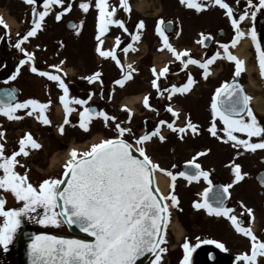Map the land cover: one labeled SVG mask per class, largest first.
<instances>
[{"label": "snow or ice", "instance_id": "1", "mask_svg": "<svg viewBox=\"0 0 264 264\" xmlns=\"http://www.w3.org/2000/svg\"><path fill=\"white\" fill-rule=\"evenodd\" d=\"M29 5H35L36 0H25ZM189 8L201 11L209 7V3L218 5L225 10V15L230 19L234 36L228 43H221L223 50L215 52L210 58L205 60L194 59L189 55L188 50L177 51L169 42L162 27L164 21L161 19L156 24V32L161 39V50L167 49L176 60L187 68L189 64L198 65L203 70L205 78L210 74V65L218 58H226L234 63L233 80L225 82L219 88L212 98V116L213 123L209 131L213 136L217 135L215 120L218 117L223 123V132L227 140L233 142L234 147H243L245 151L255 152L257 149H264V126H262L250 106L252 96L247 94L243 86L236 78L240 77L245 71V61L238 58L230 51V47H236L246 36L251 38L257 54V60L260 67V76L264 79V48L257 38L255 27L245 32L241 28V22L251 16L255 19L256 14L264 9V0H246V10L242 11L238 18L234 16L233 8L226 0H180ZM239 0H237V3ZM64 0H43V9L38 11L32 8L33 20L32 27L27 31L22 39L18 40L15 47L21 52L25 50L21 47L23 41L29 37L35 36L42 27L44 18L49 14L53 5H63ZM95 9L98 10L97 18V52L100 56L111 58L117 65L121 66L122 74L120 79L114 83L121 87L127 80L132 78V73L136 71L131 64L124 66L116 54V49L121 44L119 36L115 38V45L111 49H103L100 45L104 43L101 37L108 31L109 25H116L129 32L123 19L115 18L117 8L125 13L131 12L129 0H119L118 5L110 4L109 0H95ZM79 7L87 12L90 4L81 2ZM71 9L69 4L63 8V12ZM62 13H57L55 18L60 20ZM0 25L5 29L8 25L0 18ZM145 21L139 20L136 23V32L130 33L131 40L138 42L141 39L142 30L145 28ZM208 37L203 36L199 43L203 44ZM135 51L133 43L127 44L123 51ZM26 60L19 61V65L8 79H15L20 71V65L34 60V54L25 52ZM187 57V59H185ZM33 73H39L51 81H56L58 87L62 89L63 94L59 97L63 105L65 117L64 123H69L68 114L74 109L70 104L87 105L88 100L69 98V88L59 75L47 71H40L37 67H31ZM154 79L151 85L157 91V95H163L165 92L168 98L179 93L184 94L190 91L195 83L192 75L189 74L186 83L177 87L172 85L170 89H161L158 80L165 77L169 72L167 65L156 69H151ZM100 73L96 72L86 79L89 82L100 79ZM7 96L12 100L15 94L12 91L7 92ZM111 99V97H109ZM51 101L42 103L36 99H28L23 102L13 103L11 101L0 100V114L8 119H21L16 115L19 109H31L27 114L38 112L37 119L44 124H50L51 121L45 114V110ZM143 107L151 109L149 96L145 95L142 100ZM122 110L128 113V121L132 119V109L126 105ZM167 111L173 116L178 113L169 105ZM247 116V119L241 115ZM79 127L85 131L89 130V125L93 117L103 118L105 125L109 121H116V116L109 115L106 111L97 110L92 107H84L79 113ZM167 123V127L180 133L190 129L193 133L197 132V126L189 120L185 127L176 129L173 123L164 120L159 121L160 125ZM59 130L63 133V125H59ZM115 130L118 133L113 138L102 139L98 143H93L87 151L78 153L72 149L69 153V159L63 165L62 177H49L42 180L38 186H34L28 180L27 171L24 174L16 172L14 169L20 161L16 157L20 154L29 155L26 150L30 145L32 149H39L41 145L31 136L25 134L19 140V150L14 151L10 156L4 154V144L0 143V169L3 175H0V189L11 191L17 201L22 202L21 207L5 209L6 201L0 198V217L3 218L0 223V247L4 251L13 241L17 230L20 229L23 218L35 220V222L45 225L60 227L62 225L75 226L81 232L87 234L91 239L65 237L62 235L39 233L31 234L28 244L29 264H137V260L146 253H150L154 258L151 264H161L162 254L167 251L164 246L167 244V227L170 223L171 207H178V197L175 195V181L177 176L186 178L189 182L198 180L201 177L208 182L209 187L201 193L203 200L196 201L193 207L196 209H205L209 214L227 217L231 221L235 230L248 237L251 241V249L248 253L238 254L237 261L243 264H256L258 256H264V241H260L253 234L250 228L243 227L239 218L231 213V208L225 207L224 201L230 196L229 189L233 184L241 181L247 173L241 171L240 164L232 165L234 179L230 184L220 185L215 192L214 197L209 193L213 192L212 182L209 179V173L202 170L201 166L195 163V158L188 161L194 171H181L173 173L159 164L154 163L146 154L144 144L153 136H159L163 141L165 137L160 135V128L157 126L154 131L145 133L135 139V149L127 139L125 134L131 132L130 128L123 127L121 123L115 124ZM234 133L245 134L247 138H241ZM4 136L0 131V138ZM253 137L260 138L257 142H252ZM133 149L139 153V157L133 154ZM204 153H198L202 155ZM239 155V153H238ZM23 166V165H21ZM159 171L170 178V191L167 195L160 192L159 187L155 186V173ZM264 183V181H262ZM42 209V214L37 212ZM248 215L252 216V209H246ZM36 213V216L32 214ZM38 217V218H37ZM25 235H28L27 233ZM199 239V238H197ZM203 243L216 244L218 248L226 250L223 243L214 240H205ZM184 257L181 264H190V254L193 246L185 239L183 245Z\"/></svg>", "mask_w": 264, "mask_h": 264}, {"label": "flooded vegetation", "instance_id": "2", "mask_svg": "<svg viewBox=\"0 0 264 264\" xmlns=\"http://www.w3.org/2000/svg\"><path fill=\"white\" fill-rule=\"evenodd\" d=\"M169 1L171 2L170 16L172 17L173 11L176 10L182 16V18L180 19V23L177 22V24L174 23L172 18L166 20L173 23V31L170 34H167L168 42L172 46L173 43L183 38L188 42V44H185L183 46L184 50L189 51L191 47L200 48L202 50V54H204L206 51L211 53L209 56L210 58L215 54V52H222L223 50L220 48V44L230 42L231 38L234 36L235 33L232 29L230 19L225 15V10L221 9L218 5L209 3L208 8L201 11H196L194 8H189L185 4H182L180 0ZM81 2H88L90 4L89 10L87 12H84L79 7V4ZM203 2L207 3L209 2V0H203ZM226 2L233 8L234 16L236 18L239 17L242 11L246 10V0H239L238 3L237 0H226ZM174 3L176 5L175 9L173 8ZM69 4L71 5V9L65 13L77 18L75 20H77L78 23L77 24L74 19L67 21L66 27L69 22H71L73 25V28L70 31H74L75 28H84L88 22L89 17L93 13L98 16V10L95 9L92 0H72L68 3L64 2L63 5H53L51 10L49 11V14L44 18L43 22H45L46 18L55 19L56 14L58 12L62 13L63 8L67 7ZM33 7H35L38 11L44 10L43 0H36L35 5L27 4L25 0H0V18H2L3 21L8 25L7 29L0 25V100L11 101L13 103L23 102L28 99H36L42 103L51 101V103L48 105V108L45 110V114L47 115L51 123L44 124L40 120H38V112H33V114L28 115L27 113L31 111V109L17 110L16 115L20 116L21 119L10 120L6 116L0 114V131H3L4 133V136L0 138V143L4 144L5 156H10L14 151L19 150V140L24 137L25 134H31V136L41 145L39 149H32L30 145L27 146L26 150L29 152V155H18L16 159L20 161V164L16 165L14 169L20 174H24L27 171L29 182L34 186H38L39 183L46 178H60V174L57 175V173L54 172L56 168H51L52 165L64 164L69 159V153L72 149L78 150L80 148V150L82 151H87L92 145L94 134L96 132L102 133L107 129L103 118L100 117H93L89 125V130L85 131L81 129L79 127V113L83 110L84 107H92L94 109L103 110L109 113L110 108L112 107L110 105L109 94L110 87H112L113 84L110 85L108 81V75L111 68H109V66L107 67V58L100 56L96 50L98 45L97 39L94 41L95 45L92 47V53L93 51L94 53H96V55L93 53V57L94 59H96L95 70L82 68V66L75 64L76 70L74 75H72V72L70 71V68L68 66L69 63L66 58L60 57L61 55H58L56 50H49L46 46H40V43L42 41L40 35L41 32L44 31L41 30V28L37 31L35 36L29 37L26 41H23L21 47L25 50L24 52H21L20 49H17L15 47L17 41L22 39V37L26 35L27 31L32 27L31 25L33 20ZM4 12L6 15L8 14V12H16L17 15L22 17V29L16 32L15 35H13L12 33L10 23L6 21V15L4 14ZM118 12L119 11L117 9L116 15H118ZM257 14L259 16L261 15V17H264L262 9L258 11ZM220 18H223L226 21L227 27L223 30H216V36H213L211 33H203V36L210 38V45L208 47H205L204 43H199L202 35L199 36L198 33L201 31V28L205 23H209L210 21H219ZM247 23L248 22L246 19L241 22L242 30H244L242 25H247ZM179 24L182 26V30L178 29L177 26ZM262 26L263 25L261 18L258 28L255 29L257 30V38L260 43L262 37ZM126 27L128 28L127 25ZM42 28H44L43 24ZM244 31L246 32V30ZM97 32L98 31H96V35ZM128 34L130 36L129 32ZM52 35H54V33H52ZM34 42L38 43L32 45V43ZM204 42L206 44V42L208 41L205 40ZM122 43L123 42H121V44ZM233 49L234 48L230 47L231 52ZM25 52L33 53L34 60L28 61L24 65H20V71L15 79H8V77L12 74L13 71H15L16 67L19 65V61L22 59H27L25 56ZM99 57H101L100 62H98L97 59ZM80 58L81 53L78 52V61L80 60ZM199 60L203 61L204 57ZM173 62L174 61H172L168 65L169 71L170 69H174ZM33 64L40 71H47L55 75H59L61 79H63L64 82L68 85L70 99L76 98L88 100V97L91 95V99L88 100L87 105H78L75 103L70 104V107H72L74 110L70 114H68L69 123H64L65 112L63 105L59 100V97L63 94L62 89L58 87V83L56 81H51L47 77L41 76L38 72L33 73L31 71V67L33 66ZM179 64L181 63L179 62ZM115 65L116 66H114V72L118 74L122 72L121 66L117 64ZM183 68L185 69V72L189 68L192 69L193 72H202V69L198 65L189 64L187 68H185L184 66L182 67V69ZM96 72H99L101 74L100 79L89 82L86 77H89ZM186 74L188 77V75L192 74V72H186ZM236 79L238 80V82H241L240 79ZM159 80L160 81H158V84L161 87V80L165 81V79L164 77H162ZM232 80L233 78H231L227 82L230 83ZM179 81V79L173 80L172 84L179 83ZM150 87H152V85H150ZM9 91L14 92V100L7 96V92ZM142 93H144V91ZM185 94L186 93H177L173 95L171 99L167 98L169 99V101L167 102L164 110L162 108L160 109V116L164 121L173 123L176 129L185 127V125L190 120L192 124H195L197 126L198 130L196 133H193L190 129H186L184 133H180L179 131L168 128L167 123L160 126V129L162 128V126L168 129L166 134V141L168 142V160L170 161V166L167 170L173 173H178L181 171H194V169L190 165H188L187 162L195 158V163L199 164L202 170L209 173V179L212 182L213 188H215L216 186L232 183V181L229 183L227 182L228 177L232 178V180L234 179L232 170L229 171L227 177V168L223 167L224 163L220 159L215 157L208 159L207 155L210 154L209 149L200 148L198 147L197 142H193L191 140L197 137L201 138V135L203 133V124L198 122V119L195 118V115L191 110L184 112L182 115V111L178 109L177 100L178 98L185 96ZM165 98L166 97L162 98V100H165ZM149 103L152 105V108H144L145 110H148L152 113L159 108V106H157L156 104L153 105L151 103V95L149 96ZM169 105L178 113L177 116H173L171 112L167 111ZM180 116H184L183 124H179L181 122V120H179ZM59 125H63V133H61V131L59 130ZM161 132L162 131L160 130V134H162ZM187 138L191 139L188 140ZM187 144H189L187 146V149L190 148L192 151V154L190 156L184 155V152L186 151H184V147H186ZM198 153L204 154L197 155ZM56 155H58V158L56 157ZM261 163L264 164V159H261ZM221 170L222 172H220ZM261 172H264V170L260 171L259 173ZM0 175H3L2 169H0ZM165 177L167 180V188L169 193V191L171 190V181L167 175H165ZM238 183L233 184L231 188H233ZM208 187L209 184L203 179V177L191 182L181 176H177L176 178L175 195L178 197L179 205L178 207L170 206L171 218L170 223L167 227V244L164 246L171 252L169 253V255H172L173 257L178 256V258L175 259V262L177 264H181V261L184 257V250L182 245L185 239H187L190 245L193 246V251L190 254V264H220V250L222 249L218 248L216 244L203 243L202 241L214 240L222 243V240L220 238L221 234L224 233V235L227 236V231H224L223 229L221 231L220 229V226L222 224H224L225 227L228 228V231H230L228 232V234L232 243H235L237 241H240V243H242L243 240L244 242H249L248 248L244 251H240L238 254L250 252V239L244 236L242 233L237 232L235 230V227L233 226L231 221L227 219V217L209 214L205 209H196L193 207L194 202L203 200L201 193H203L204 189ZM6 192L8 198L10 196H14L11 191ZM229 192L230 196L228 198L226 207L233 210L231 214L239 218V221L241 222L243 227L250 228L253 234L256 235L260 241H264V227L262 229L260 228L259 231L254 230L253 212L252 216L250 217L246 211L247 208L239 207L240 211H238L237 214H234L236 210L231 203L232 193L230 189ZM259 194L264 195L263 188L260 189ZM37 212L42 214V209H37ZM32 215L36 216L37 214L33 213ZM20 228L21 230H44L46 229V226L41 225L35 222V220L29 219L28 217H24ZM180 232L183 234H180V236L178 237ZM169 255L162 254L163 259L161 261V264H166L167 261L168 264H170ZM236 256L237 255L231 258L224 259L228 261L225 264H243L242 261H237L235 259ZM260 258L264 264V256H258L257 261ZM149 264H151V261Z\"/></svg>", "mask_w": 264, "mask_h": 264}, {"label": "rangeland", "instance_id": "3", "mask_svg": "<svg viewBox=\"0 0 264 264\" xmlns=\"http://www.w3.org/2000/svg\"><path fill=\"white\" fill-rule=\"evenodd\" d=\"M72 0H64V2L68 3ZM95 3V0H92ZM110 4L118 5L119 0H109ZM131 4V12L125 13L118 9V15L115 16L117 19H123L128 26L129 32H136L135 25L139 22V20L145 21V28L142 30L141 39L138 42H132L134 44L135 51L129 50L127 53L123 52L124 46L128 43L129 37L123 32V29L114 25V27L109 28L108 32H106L102 40L104 43L100 45L103 49H111L115 45V38L117 36L123 40L122 44L116 49V54L118 58L122 61L126 66L131 64L133 68L136 69L134 73H132L131 81L124 84L123 87H119L113 81L118 78H121L122 72L115 73L113 65L116 63L112 59L108 60V65L110 69V73L108 75V81L110 85L113 84V88L110 87V92L113 97L110 99L111 108L109 111V115L116 116V121H109L107 125V129L104 132H96L93 136V143H98L102 139L113 138L118 135L115 130V124L121 123L123 127H127L131 129V132L125 134V139L127 141L133 143L135 146V139L145 133H150L155 130L157 126L160 128L159 121L163 120L160 116V109H165L167 102L169 101L168 94L165 92L163 95H157V91L150 87L151 81L153 79V74L151 71L152 67L155 66L157 70L164 67L165 65H169L173 60L174 69H170L168 75L164 77L165 81H162L161 89H170L172 85L181 86L187 81L186 72H192V77L195 80V83L192 85L190 91H188L185 96L178 98V109L182 111V115L184 112L191 110L195 118L198 119V122L203 124V133L200 137L188 140H192L193 142H197L198 147L207 148L210 151V154L207 155V158H218L220 159L224 165L226 170V176L228 177L229 171L232 170L233 164H240L241 171L243 173H247L244 178L233 188H230L232 193L231 203L234 206L237 214L240 211L239 207L250 208L252 209L254 215V230L259 231V229L264 227V195L259 194L260 186L256 181V175L264 170V164L261 163V159H264V149H257L255 152L245 151L243 147H234L232 141H228L226 134L223 132V123L217 117L215 120L217 127V135L213 136L209 131L213 121L212 116V98L216 92V89L219 88L222 84L229 81L234 76V63L228 61L226 58H218L215 63L210 65V74L207 78L203 75V70L201 73L193 72L192 69H188L185 72V69L182 64H179L180 61L176 60V58L169 53V51L165 48L161 50V39L156 32V24L158 21L163 19L164 23L167 19L172 18L174 23H180V19L182 16L178 13V11H173L172 17L170 16L171 12V2L169 0H129ZM140 4L142 7V11H135L132 9L133 5ZM14 7V6H13ZM173 8H176L174 3ZM264 15V9H262ZM5 14V12H4ZM6 15V14H5ZM97 18L98 16L94 13L89 17L87 24L84 28H75L74 31H70L66 27L67 21L71 19H77L69 14H66L62 11V15L60 20L48 19L46 18L45 22H42L44 28L41 27L40 38L41 43L40 46H46L49 50H56L60 57L66 58L68 61V66L72 75L75 74V64L82 66V68H86L89 70H95L96 62L94 59V54L92 53V47L95 45L96 40V31L97 29ZM261 15L256 14V18L253 19L251 16L246 18L247 25H242L244 30L249 31L252 27L255 29L259 26V21H261ZM6 21L10 23L11 30L13 35L16 32L22 29V17L16 14V12H8L6 15ZM77 23V20H75ZM163 23V24H164ZM78 24V23H77ZM179 30H182V26L179 24ZM227 27L226 21L222 18L219 21L209 23H205L201 31L198 33L199 36L203 33H211L213 36H216V30H223ZM84 31V32H82ZM257 31V30H256ZM54 33V35H52ZM131 37V35H130ZM38 42L32 43V45L37 44ZM56 44V46H55ZM188 44L186 39H179L175 43H173V47L177 51H184L183 46ZM241 49L244 55H240L238 50ZM140 50V51H139ZM78 52L81 53V58L78 61L77 55ZM232 52L240 59L245 61V71L241 74L238 79H240L241 83H245L249 75H252L254 78L262 79L260 76V67L257 60V54L255 50V46L251 41V38L246 36L243 38L239 44L234 47ZM98 54V53H97ZM211 53L205 52L202 54V50L200 48L191 47L189 50V55L194 59H202L204 60L209 58ZM239 54V55H238ZM98 62L101 61V57L97 58ZM150 72V73H149ZM136 73V74H135ZM162 78V77H161ZM179 79V83L172 84L173 80ZM264 80V79H262ZM160 81V80H158ZM131 82V83H130ZM130 83V84H129ZM129 86V87H128ZM128 87V88H127ZM143 92L149 93L151 95V103L153 105L159 106V108L154 112H149L145 110L143 107V97L144 93H134V92ZM149 95V96H150ZM165 98V100L162 98ZM185 97V98H184ZM138 98L139 100H137ZM129 102L132 104L130 105ZM173 103V102H172ZM176 103V102H175ZM128 106L133 111L132 119L129 122L127 117L128 113L123 111L122 106ZM137 110V111H135ZM135 111V112H134ZM163 112V111H162ZM256 115L258 122L264 126V116L257 114L253 110ZM184 116H180L179 120L181 122L179 124H183ZM247 119V116H244ZM162 134L165 137L163 141L159 139V136H153L149 141L144 144L146 149V154L152 159L154 163L159 164L161 168L168 169L170 166V161L168 160V142L166 141L167 128L162 126L160 129ZM235 135L241 138H247L245 134L242 133H234ZM252 142H257L260 138L253 137L251 138ZM196 144V145H197ZM184 147V155L190 156L192 154L191 149H187V146ZM188 151V152H187ZM239 153V155H238ZM63 165L64 164H54L52 165V169L56 168L54 172L58 174L63 173ZM222 172V170L220 171ZM156 174L165 175L159 171ZM227 182L233 181L232 178L228 177ZM168 194V188L166 189L165 195ZM7 192L0 189V198H3L6 203L4 205L5 209L17 208L21 207L22 203L17 201L14 196H10L8 198ZM9 201V203H8ZM10 204V205H9ZM3 218L0 217V223H2ZM47 230L56 231V232H65V226L62 225L60 227L46 226ZM220 229L227 231V236L224 233L221 234L220 238L222 240L223 245L226 250H220L221 258L220 264H225L228 261L224 260L226 258H231L235 255H238L240 251H244L248 248L249 242L240 243L237 241L232 243L230 241V236L228 234V228L225 227L224 224L220 226ZM21 228L17 230V233L8 246V250L4 251L2 247H0V264H16V260L14 258V248L16 245V238L20 232ZM183 233H181L182 235ZM179 237V235H178ZM171 253L168 249L164 255H169ZM218 253V252H217ZM207 254V253H206ZM178 256L173 257L169 255L170 264H177L175 259ZM261 258L256 261V264H263ZM168 264V261L166 262Z\"/></svg>", "mask_w": 264, "mask_h": 264}, {"label": "water", "instance_id": "4", "mask_svg": "<svg viewBox=\"0 0 264 264\" xmlns=\"http://www.w3.org/2000/svg\"><path fill=\"white\" fill-rule=\"evenodd\" d=\"M262 25L263 26H262L261 46H262V48H264V17L262 19ZM31 26H33V25H31ZM162 27L164 28V30H165V32L167 34H170L173 31V23L171 21H168V22L164 23ZM67 28L70 29V30L73 28V25H72L71 22L68 23ZM206 40L208 42H206V44L204 42V46L205 47H208L210 45L209 44L210 38L208 37V39H206ZM242 86L244 88V85H242ZM241 115L244 116L243 113H241ZM134 149H133V154L136 155L137 157H139V153L136 152ZM62 178L65 179V180L67 179V177H62ZM256 181L264 189V183H262V181H264V172H261V173H259L257 175ZM155 186H156V178H155ZM218 189H219V186H216L215 188H213V192L209 193V195L214 197L215 192ZM228 198L224 201L225 207H226V205L228 203ZM263 206H264V203H263ZM65 227L67 229L68 234L56 233V232H48V231H41V230H23L19 234L18 239H17V242H16V245H15L14 254H15V258H16V264H29L27 244H28V240H29L31 234H34V233L35 234L48 233V234L62 235V236H65V237H76V238L91 239V237H88L87 234L81 232L75 226H71L70 227V226H68V225L65 224ZM26 233L28 235H25ZM152 257L153 256L150 253H146L143 257L138 258L137 264H147L148 261Z\"/></svg>", "mask_w": 264, "mask_h": 264}, {"label": "bare ground", "instance_id": "5", "mask_svg": "<svg viewBox=\"0 0 264 264\" xmlns=\"http://www.w3.org/2000/svg\"><path fill=\"white\" fill-rule=\"evenodd\" d=\"M135 8L138 11H142V7L140 4H136ZM238 53L240 55H244L241 49L238 50ZM244 87L246 93L253 97V99L250 101V106L252 107V109L257 114L264 116V80L259 78H254L252 75H249L246 82L244 83ZM136 99L139 100L138 98ZM129 104L131 105L132 103L129 102ZM56 157L58 158V155H56ZM155 178H156V186L159 187L160 192L165 195L167 189L166 177L159 174H155ZM180 234L181 232L179 233V236Z\"/></svg>", "mask_w": 264, "mask_h": 264}]
</instances>
